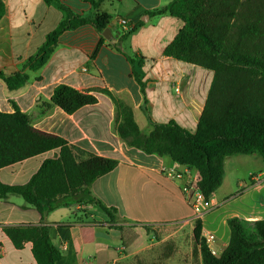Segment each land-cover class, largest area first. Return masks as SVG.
<instances>
[{
	"label": "crops",
	"instance_id": "1",
	"mask_svg": "<svg viewBox=\"0 0 264 264\" xmlns=\"http://www.w3.org/2000/svg\"><path fill=\"white\" fill-rule=\"evenodd\" d=\"M2 1L5 14L0 20V71L10 75L23 70L25 62L37 54L65 13L59 5L47 4L44 0ZM173 1L104 0L98 11L106 18L111 38L91 25L64 32L47 63L38 71L27 70L26 86L11 91L0 79L1 112L14 113L15 103L29 115L35 128L58 135L88 152L118 160L115 170L92 185L93 195L107 206L117 208L121 218L151 225L177 223L193 217L188 197L193 187H197L198 171L168 156L146 154L129 147L115 129V105L104 93L93 92L98 102L83 106L73 114L45 103H50L55 87L61 83L78 90L107 88L133 108L142 133L148 135L153 127L143 111L144 95L132 76L134 67L146 84V107L152 121H176L190 132H196L214 72L164 55L184 21L169 12L156 16L149 13ZM63 3L78 14L93 12L88 0H63ZM146 15L149 18L144 21ZM120 19H127L130 29L121 25ZM140 21L143 24L128 33ZM58 152V149L52 150L4 167L0 169V180L9 185L26 184L43 161ZM242 155L235 158L241 160ZM230 157L225 159L223 183L210 199L216 206L214 210L228 203L230 197L244 195L233 191L220 194L228 177ZM177 173L181 177L177 178ZM262 175L259 173L252 202L230 211L243 213L233 217L251 225L264 218ZM209 213L201 216L204 230L210 228ZM245 213L263 216L249 218ZM229 218L232 217L223 219L225 237L217 240V233L213 232L221 252L229 243ZM39 223V212L22 197L11 195L0 199V264H38L32 243L16 248L4 227ZM48 223L51 239L62 254L57 264H117L127 250L122 244L121 232L114 228L117 224L110 222L108 215L95 205L60 207L49 214ZM134 230L138 238L145 231L142 227Z\"/></svg>",
	"mask_w": 264,
	"mask_h": 264
},
{
	"label": "trees",
	"instance_id": "2",
	"mask_svg": "<svg viewBox=\"0 0 264 264\" xmlns=\"http://www.w3.org/2000/svg\"><path fill=\"white\" fill-rule=\"evenodd\" d=\"M44 1L59 5L65 17L48 34L37 54L25 62L22 71L10 75L0 71V79L11 91L26 86L27 70L38 71L47 63L64 32L86 25L103 32L107 27L106 18L98 11L104 0H88L93 8L91 14L75 13L63 0ZM167 12L182 18L184 26L165 48L164 55L214 72L196 132L176 121H152L146 107V84L134 67L132 76L144 95L143 111L153 127L148 135L142 133L133 108L107 88L78 90L61 83L55 87L50 103L45 104L73 114L98 102L93 92L108 95L115 105V129L120 138L146 154L168 156L196 169L200 174L197 189L209 202L223 183L227 157L243 154L264 159V0H174L149 14ZM4 14L5 5L0 0V20ZM142 24L140 21L128 33ZM126 57L134 66L133 60ZM14 106V113L0 111V169L59 150L43 161L26 184L9 185L0 180V199L20 196L40 214L39 224L4 227L16 248L31 242L38 264H57L62 254L51 239L48 216L55 209L74 204L95 205L104 211L110 222L117 224L114 228L121 232L125 249L139 236L134 228L150 232L151 224L121 218L117 208L107 206L92 193V185L115 170L118 160L88 152L58 135L35 128L29 115L15 103ZM227 224L229 243L216 255L202 237V219H197L194 253L201 263L264 264V218L253 223L252 232L247 230L248 221L237 216L229 218Z\"/></svg>",
	"mask_w": 264,
	"mask_h": 264
},
{
	"label": "rangeland",
	"instance_id": "3",
	"mask_svg": "<svg viewBox=\"0 0 264 264\" xmlns=\"http://www.w3.org/2000/svg\"><path fill=\"white\" fill-rule=\"evenodd\" d=\"M241 157V160H237L235 156L229 158L227 163L228 177L220 194H228V192L233 191V194L244 195L230 197L228 203L216 210H214L216 206L211 201L209 202L210 205L206 207L205 214L210 212L207 224L212 228H206V230L217 233V240L226 235L223 219L228 216L233 217L234 214L242 216L243 213L230 211L240 209L252 202L254 187L257 179H260L259 173H263L261 179H264L263 158L256 155H242ZM240 184L241 186H239ZM225 213L227 214L224 216ZM245 215L249 218L263 216V214L255 213H245ZM199 218L201 219V217L193 216L177 223L152 224L150 232L144 231L143 235L129 249L124 251L123 258L117 264H202L200 257L198 258L194 253V229ZM252 229L253 225L248 224V232H252ZM203 232L204 229H202V237ZM217 240L210 247L216 252V255H220L222 252L217 247Z\"/></svg>",
	"mask_w": 264,
	"mask_h": 264
},
{
	"label": "built area",
	"instance_id": "4",
	"mask_svg": "<svg viewBox=\"0 0 264 264\" xmlns=\"http://www.w3.org/2000/svg\"><path fill=\"white\" fill-rule=\"evenodd\" d=\"M120 24L125 26L128 29H130L131 27V24L127 21V19H120ZM175 176L178 178V177H181V174L177 173L175 174ZM188 199H189L191 208L193 209V216H196V217H201L202 215H204L205 211L207 210L206 207L210 205L209 202H205L202 194L197 189V187H194L193 191L190 192ZM203 237L209 246H212V244L215 242V235L211 231L204 230ZM213 252L214 254H216L215 251Z\"/></svg>",
	"mask_w": 264,
	"mask_h": 264
},
{
	"label": "water",
	"instance_id": "5",
	"mask_svg": "<svg viewBox=\"0 0 264 264\" xmlns=\"http://www.w3.org/2000/svg\"><path fill=\"white\" fill-rule=\"evenodd\" d=\"M148 18H149V16L146 15V17H144L143 20L146 21ZM103 35H104L105 37H107V38H111V37H112L109 28H106V29L104 30Z\"/></svg>",
	"mask_w": 264,
	"mask_h": 264
}]
</instances>
